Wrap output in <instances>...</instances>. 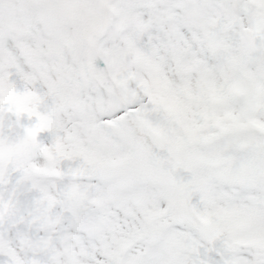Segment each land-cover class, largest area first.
Listing matches in <instances>:
<instances>
[{
  "label": "snow or ice",
  "instance_id": "1",
  "mask_svg": "<svg viewBox=\"0 0 264 264\" xmlns=\"http://www.w3.org/2000/svg\"><path fill=\"white\" fill-rule=\"evenodd\" d=\"M0 264H264V0H0Z\"/></svg>",
  "mask_w": 264,
  "mask_h": 264
}]
</instances>
